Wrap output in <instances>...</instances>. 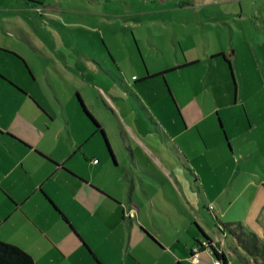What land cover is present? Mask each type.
Returning a JSON list of instances; mask_svg holds the SVG:
<instances>
[{
  "label": "rangeland",
  "instance_id": "374dc122",
  "mask_svg": "<svg viewBox=\"0 0 264 264\" xmlns=\"http://www.w3.org/2000/svg\"><path fill=\"white\" fill-rule=\"evenodd\" d=\"M25 38L43 48L42 54ZM219 54L229 63L214 57ZM53 60L79 74L57 71ZM87 60L112 61L126 89L99 72L86 74ZM0 70L20 86L0 80V127L9 126L16 111L34 108L35 101L59 119L64 136L67 116L73 136L81 137L87 131L75 110L78 92L107 135L118 163L114 175L133 167L137 195L163 197L166 190L144 155L136 150V164L131 161L115 110L173 163L179 157L162 144L152 117L171 138L180 135L172 138L174 145L215 200L212 209L220 221L240 220L246 195L254 194L253 188L244 190L247 182L264 190V3L259 0H0ZM80 74L101 88L83 83ZM98 89L113 107L102 102ZM179 110L189 124L197 123L186 127ZM94 138L86 147L104 165V147ZM204 212L211 228L214 220ZM263 224L264 214L259 219L264 233ZM259 238L264 245V235Z\"/></svg>",
  "mask_w": 264,
  "mask_h": 264
},
{
  "label": "crops",
  "instance_id": "0c3cea01",
  "mask_svg": "<svg viewBox=\"0 0 264 264\" xmlns=\"http://www.w3.org/2000/svg\"><path fill=\"white\" fill-rule=\"evenodd\" d=\"M259 2L264 3L263 0ZM15 30L18 32L17 28ZM34 37L41 40L38 35ZM42 43L49 49L46 42ZM31 46L37 53L43 49ZM93 61L100 69L94 67ZM87 62L91 67L86 65V74L87 70L99 72L105 79H112L126 89L112 61ZM53 63L57 71L79 74L62 61L53 60ZM0 75L5 84L18 85L1 70ZM76 77L90 84L83 74ZM147 77L148 73L143 74L140 81ZM90 85L96 88L99 84L92 82ZM98 95L102 102L113 107L99 89ZM75 96L78 122L87 131L81 137L73 136L67 116L62 120L67 132V137L64 136L65 129L61 128L59 119L34 100V108L28 107L23 113L16 111L9 126L0 127L1 242L19 247L35 264H113V258H116L115 264H213L217 261L215 252L225 256L226 264H252V258L226 230L219 232L213 222L208 228L204 211L212 219L213 214L219 220V213L212 209L216 202L204 190L198 172L174 145L173 139L179 134L172 139L168 130L162 129L146 114L155 121L151 123L162 144L179 157V163H173L165 153L166 157H161L158 151L161 147H154L143 131L126 122V118L122 120L121 112H113L131 161L136 164V150L144 155L149 160L151 174L160 179L166 190L163 197L146 192L137 195L133 167L129 164L120 175H114L118 163L113 150L110 151L107 135L80 94L76 92ZM137 101L142 105L139 99ZM57 102L63 109L64 104L58 98ZM179 116L185 126L197 123L189 124L183 110H179ZM55 123L59 125L58 130L51 128ZM91 138L104 147L108 163L100 165L95 155L88 151L86 141ZM166 152L169 153L168 149ZM143 185L147 188V184ZM247 187L253 188L254 194L246 195L240 220L219 221L240 223L246 232L259 238L264 235L259 229V219L264 214V200L259 205V192L264 195V190H259V184L257 187L253 182L245 184V191ZM221 193L216 197L223 196L225 190ZM202 233L214 250L201 247L196 263L192 254L199 247L197 244L206 240Z\"/></svg>",
  "mask_w": 264,
  "mask_h": 264
},
{
  "label": "trees",
  "instance_id": "16d2710c",
  "mask_svg": "<svg viewBox=\"0 0 264 264\" xmlns=\"http://www.w3.org/2000/svg\"><path fill=\"white\" fill-rule=\"evenodd\" d=\"M232 54L233 52H231V56ZM217 56L222 57L225 62H228L226 61V56L224 54H219ZM0 78L3 79L1 76ZM231 78L233 79V76H231ZM86 114L93 121L94 125L98 126L95 120L91 117V115L87 112ZM110 155L112 157L111 152ZM212 216L217 230L219 232L226 230L233 237L237 245H239L252 258L253 261L252 264H264V245L260 240V238H258L254 233L246 232L240 223L224 224L221 223L219 220H217L213 214ZM201 235L204 237V239L207 240V241L205 240V242L206 244H208V247L210 249H213V247L211 246V242L207 239V237L203 233ZM197 245L199 246L198 250H200L201 247H203L200 246V243H198ZM214 256L218 261L221 262V264L222 263L226 264L225 256L222 253L215 252ZM0 264H35V263L32 257L28 253L20 249L19 247L0 241Z\"/></svg>",
  "mask_w": 264,
  "mask_h": 264
},
{
  "label": "built area",
  "instance_id": "2783aa9c",
  "mask_svg": "<svg viewBox=\"0 0 264 264\" xmlns=\"http://www.w3.org/2000/svg\"><path fill=\"white\" fill-rule=\"evenodd\" d=\"M94 162H95V160H94ZM199 248L197 247V248H195L194 249V253L192 254V256H193V259H194V261L197 263L198 262V259H197V257H198V254H199V250H198ZM213 264H221V262L220 261H214V263Z\"/></svg>",
  "mask_w": 264,
  "mask_h": 264
},
{
  "label": "water",
  "instance_id": "95a60500",
  "mask_svg": "<svg viewBox=\"0 0 264 264\" xmlns=\"http://www.w3.org/2000/svg\"><path fill=\"white\" fill-rule=\"evenodd\" d=\"M200 246H207L208 247V244H206V242H201L200 243ZM209 248V247H208ZM213 251V249H211Z\"/></svg>",
  "mask_w": 264,
  "mask_h": 264
}]
</instances>
